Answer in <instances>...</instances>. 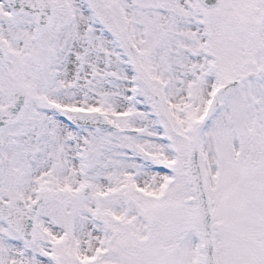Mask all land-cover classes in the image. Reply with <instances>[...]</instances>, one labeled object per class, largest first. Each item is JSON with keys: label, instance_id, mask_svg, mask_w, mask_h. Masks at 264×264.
Masks as SVG:
<instances>
[{"label": "snow or ice", "instance_id": "snow-or-ice-1", "mask_svg": "<svg viewBox=\"0 0 264 264\" xmlns=\"http://www.w3.org/2000/svg\"><path fill=\"white\" fill-rule=\"evenodd\" d=\"M0 264H264V0H0Z\"/></svg>", "mask_w": 264, "mask_h": 264}]
</instances>
